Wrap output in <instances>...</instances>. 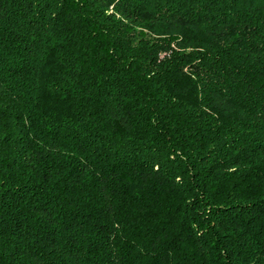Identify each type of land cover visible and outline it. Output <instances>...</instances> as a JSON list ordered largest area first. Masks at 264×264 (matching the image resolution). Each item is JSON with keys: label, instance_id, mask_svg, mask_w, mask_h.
I'll list each match as a JSON object with an SVG mask.
<instances>
[{"label": "trees", "instance_id": "1", "mask_svg": "<svg viewBox=\"0 0 264 264\" xmlns=\"http://www.w3.org/2000/svg\"><path fill=\"white\" fill-rule=\"evenodd\" d=\"M0 264H264V0H0Z\"/></svg>", "mask_w": 264, "mask_h": 264}]
</instances>
